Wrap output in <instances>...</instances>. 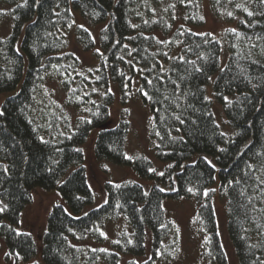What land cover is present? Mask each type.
Listing matches in <instances>:
<instances>
[{
  "label": "trees",
  "instance_id": "trees-1",
  "mask_svg": "<svg viewBox=\"0 0 264 264\" xmlns=\"http://www.w3.org/2000/svg\"><path fill=\"white\" fill-rule=\"evenodd\" d=\"M206 1L0 0V95L16 92L0 106V249L8 262L169 264L178 229L165 203L185 199L207 236L206 264H229L218 193L239 263L264 264V0H208L241 17L220 37L196 32ZM84 23L101 28L99 46ZM73 37L97 52L94 69L69 51ZM117 96L121 117L107 128ZM136 98L153 114L162 173L127 154ZM93 136L99 161L131 167L154 185L108 182L106 202L86 212L96 194L82 147ZM38 188L59 191L67 205L51 210L34 262L38 243L17 228Z\"/></svg>",
  "mask_w": 264,
  "mask_h": 264
},
{
  "label": "rangeland",
  "instance_id": "rangeland-1",
  "mask_svg": "<svg viewBox=\"0 0 264 264\" xmlns=\"http://www.w3.org/2000/svg\"><path fill=\"white\" fill-rule=\"evenodd\" d=\"M241 4V2H240ZM205 24L202 28L196 29L198 33H210L217 37H220L222 33L230 28L236 26V20L241 18L237 15V11L234 7L226 8L219 12L212 8L211 4L207 0L204 5ZM84 26L93 34L94 39L98 43L100 42V30L96 26H91L84 23ZM99 49V48H98ZM69 51L76 54L81 60L83 66L87 69H94L97 62L96 51H86L83 46L73 37ZM227 50L225 48L224 54ZM225 55L222 58V63L225 65L227 57ZM47 91L53 96L61 98L64 97L63 91L54 83L47 84ZM16 92L4 93L0 95V106L9 97L15 95ZM117 94V93H116ZM215 115L221 125L223 131L232 135L233 130L228 125L227 119L223 112V109L215 105ZM129 109V121H130V133L127 142V154L129 157L143 155L154 162L155 168L159 173L164 170V165L161 164L155 157L154 145L155 142L152 138L153 130V114L148 106H146L138 98L132 100L128 107ZM121 101L117 96V100L112 107V119L106 126L107 128L115 127L121 117ZM85 153V165L88 172L89 184L96 194V201L93 206H90L86 212L101 206L107 200V194L105 186L108 182L113 183H126L135 182L141 184L143 187L149 189L154 183L144 180L140 177L136 171L127 166H118L110 162H102L96 158L95 155V136L90 137L88 142L82 147ZM61 204L67 205L60 192L57 190L48 191L38 188L33 192V201L26 208L23 213L22 222L17 228L19 232L30 233L36 239L39 246V255L34 260L37 262L40 259L42 252V237L47 230L48 217L54 206ZM165 207L171 217L174 219L178 234V251L169 262V264H206V239L207 236L203 229L197 223V206L192 200H181L176 202L165 203ZM215 210L217 215L219 234L227 253L229 264H240L235 252V248L231 242L227 224V205L226 200L221 198L217 193L215 199ZM115 223L108 224L105 229L107 237H114V230L116 228ZM3 245V242L0 240ZM97 248H108V244H96ZM6 249L3 246L0 249V264H16L14 260H6ZM129 259V258H128Z\"/></svg>",
  "mask_w": 264,
  "mask_h": 264
}]
</instances>
